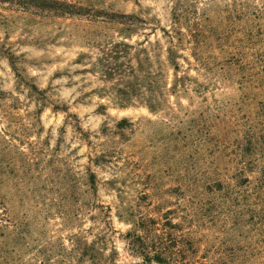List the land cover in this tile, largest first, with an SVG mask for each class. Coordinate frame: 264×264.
Wrapping results in <instances>:
<instances>
[{"label": "rangeland", "instance_id": "rangeland-1", "mask_svg": "<svg viewBox=\"0 0 264 264\" xmlns=\"http://www.w3.org/2000/svg\"><path fill=\"white\" fill-rule=\"evenodd\" d=\"M0 264H264V0H0Z\"/></svg>", "mask_w": 264, "mask_h": 264}]
</instances>
